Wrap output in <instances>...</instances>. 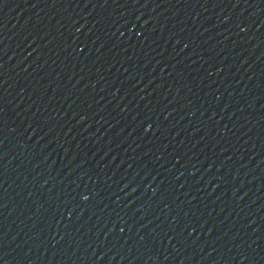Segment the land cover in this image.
I'll return each instance as SVG.
<instances>
[{
    "label": "water",
    "instance_id": "obj_1",
    "mask_svg": "<svg viewBox=\"0 0 264 264\" xmlns=\"http://www.w3.org/2000/svg\"><path fill=\"white\" fill-rule=\"evenodd\" d=\"M0 264H264V0H0Z\"/></svg>",
    "mask_w": 264,
    "mask_h": 264
}]
</instances>
